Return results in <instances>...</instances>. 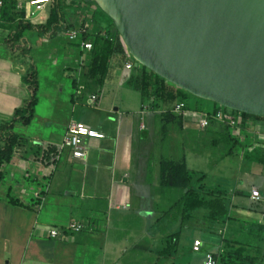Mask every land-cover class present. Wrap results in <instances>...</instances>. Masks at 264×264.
<instances>
[{"label":"crops","instance_id":"crops-1","mask_svg":"<svg viewBox=\"0 0 264 264\" xmlns=\"http://www.w3.org/2000/svg\"><path fill=\"white\" fill-rule=\"evenodd\" d=\"M5 2L0 125L28 97L22 76L31 63L38 89L32 118L14 124L17 141L0 166V264H203L209 251L217 264H264V119L235 112L233 123L212 120L202 127L201 114L217 103L184 91L170 108L153 107L139 90L142 67L126 58L122 40L102 83H95L87 77L91 54L80 47L86 39L72 41L66 33L81 24L92 40L108 26L119 41L111 20L91 1L60 0L69 27L53 36L23 29L28 54L11 51L4 38L16 21L45 23L52 1L30 19L26 0ZM166 110L171 117L162 130ZM72 121L103 134L85 138L82 158L65 150L57 156ZM171 160H183L191 183L211 193H198L200 206L183 207L184 190L163 184ZM74 221L85 229L49 235L50 228Z\"/></svg>","mask_w":264,"mask_h":264},{"label":"water","instance_id":"water-1","mask_svg":"<svg viewBox=\"0 0 264 264\" xmlns=\"http://www.w3.org/2000/svg\"><path fill=\"white\" fill-rule=\"evenodd\" d=\"M128 53L197 97L264 116V0H90Z\"/></svg>","mask_w":264,"mask_h":264},{"label":"trees","instance_id":"trees-1","mask_svg":"<svg viewBox=\"0 0 264 264\" xmlns=\"http://www.w3.org/2000/svg\"><path fill=\"white\" fill-rule=\"evenodd\" d=\"M3 1L4 2L2 6H4V4L6 3L5 0ZM67 27L69 26L63 19L60 0H52V3L49 8V15L45 23L33 24L27 20L19 18L16 21L14 28H12L9 33L5 36L4 43L8 46L11 51L17 49V51L21 55H25L28 54L29 49L27 46H24L22 44V39H20V33L23 29H32L36 30L39 33H49L53 36L57 31L65 29ZM114 30L117 36V40L119 39V41H115L112 35L110 36L98 34L92 37L93 47L89 51V53L91 54V58L89 61L87 77L93 79L97 84L102 83L101 77L104 72L105 65L109 61L111 55L114 53L116 48H118V45L120 46L119 42L121 41V38L118 32L116 31L115 27ZM87 37V33L81 36L82 39H87ZM141 67L142 71L139 75V90L142 96L147 98V101L153 107L166 106V108H170L169 105L179 99L178 92L184 91L188 93L182 88H179L171 84L164 78L158 76L145 66L141 65ZM22 80L26 85L28 97L24 99L22 104L13 111L10 119L0 125V140L2 142L0 144V166L10 159L13 152V148L17 141V136L12 131V127L15 123L18 122L22 124L28 123L32 118L34 112V106L37 101L36 91L38 89L37 71L34 63L30 64L28 70L23 74ZM240 113L244 116H254L256 118L264 119V116L250 115L244 112ZM170 117L171 114L169 110H166L162 114V120H164L162 130L165 129V122ZM226 133L231 139V141H234L227 130ZM200 179L201 177H197L196 181ZM162 182L165 185L180 187L184 190L182 196L183 207H185V205L189 207L190 203L192 207L200 206L202 202L197 199L198 193L202 192L211 195L210 192L202 191L200 186L196 187L194 183H191L187 166L183 160H171L168 162L166 167V173L162 176Z\"/></svg>","mask_w":264,"mask_h":264},{"label":"built area","instance_id":"built-area-1","mask_svg":"<svg viewBox=\"0 0 264 264\" xmlns=\"http://www.w3.org/2000/svg\"><path fill=\"white\" fill-rule=\"evenodd\" d=\"M52 0H26L25 6V19H30L31 17L35 16L39 12H41L46 5H48ZM3 0H0V6L3 4ZM67 37L69 40L75 41L77 39H82L81 36L87 33L86 29L82 25L73 26L66 31ZM80 47L85 51H90L93 47L92 40L86 39L80 41ZM134 61H136L134 59ZM139 63L138 61H136ZM140 64V63H139ZM126 68L132 67L131 61H126L124 63ZM96 100L95 94H91L88 98V102L90 104L94 103ZM184 104L182 102L177 103L175 108H181ZM217 108L210 112L201 114L200 125L202 127H206L209 125L210 121L212 120H219V121H226L229 123H233L234 117L233 114L235 111L231 108L221 106L217 104ZM102 132L99 130L92 128L86 125L82 121H72L69 122L65 133L62 137L61 143L58 146L57 156H60L62 150L68 151L73 158H82L85 155L84 150V140L87 137H102ZM56 156V157H57ZM251 197L257 199L258 198V190L252 189L251 190ZM85 229L84 224L78 221H74L66 225L62 229L57 228H50L49 235L55 237L57 235L65 236L68 233H77ZM200 241L198 239H194L192 242V247L194 250L199 248ZM203 264H217V256L215 252L209 251L205 253Z\"/></svg>","mask_w":264,"mask_h":264},{"label":"rangeland","instance_id":"rangeland-1","mask_svg":"<svg viewBox=\"0 0 264 264\" xmlns=\"http://www.w3.org/2000/svg\"><path fill=\"white\" fill-rule=\"evenodd\" d=\"M71 24H73V23H71ZM100 34H101V35H110V27H108V26H103V27H101ZM125 55H126V58L132 60V61L135 63V66L138 64L136 61H134V59L132 58V56H131L129 53H126V52H125ZM136 71H137V69H136V67H134V68H132V69H131V68L128 69L127 72H128V74H129V73H132V74L135 75ZM109 98H111V97H109Z\"/></svg>","mask_w":264,"mask_h":264}]
</instances>
